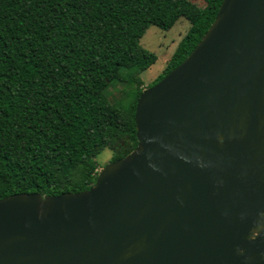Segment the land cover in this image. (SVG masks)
Wrapping results in <instances>:
<instances>
[{
	"label": "water",
	"instance_id": "1",
	"mask_svg": "<svg viewBox=\"0 0 264 264\" xmlns=\"http://www.w3.org/2000/svg\"><path fill=\"white\" fill-rule=\"evenodd\" d=\"M133 122L87 189L0 198V264H264V0H221Z\"/></svg>",
	"mask_w": 264,
	"mask_h": 264
},
{
	"label": "trees",
	"instance_id": "2",
	"mask_svg": "<svg viewBox=\"0 0 264 264\" xmlns=\"http://www.w3.org/2000/svg\"><path fill=\"white\" fill-rule=\"evenodd\" d=\"M221 0H0V198L87 189L97 147L128 135L156 60L138 39L148 25L188 22L157 82L212 24ZM124 84L115 101L102 81Z\"/></svg>",
	"mask_w": 264,
	"mask_h": 264
},
{
	"label": "rangeland",
	"instance_id": "3",
	"mask_svg": "<svg viewBox=\"0 0 264 264\" xmlns=\"http://www.w3.org/2000/svg\"><path fill=\"white\" fill-rule=\"evenodd\" d=\"M197 6L204 5L203 0H192ZM188 22L179 17L166 30L154 25H148L138 39V43L144 49L155 54L156 60L149 67L140 72L143 89L161 72L167 59L172 53L176 43L184 34ZM106 97L109 101L117 100L123 93L124 84L110 83L107 79L102 81ZM134 145L128 135L122 136L112 145L104 144L97 147L94 161L97 163L96 172L106 163L121 158L133 149Z\"/></svg>",
	"mask_w": 264,
	"mask_h": 264
}]
</instances>
